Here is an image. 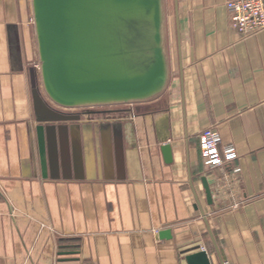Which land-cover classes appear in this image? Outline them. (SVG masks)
<instances>
[{"label":"crops","instance_id":"obj_1","mask_svg":"<svg viewBox=\"0 0 264 264\" xmlns=\"http://www.w3.org/2000/svg\"><path fill=\"white\" fill-rule=\"evenodd\" d=\"M228 1L177 0L179 42L164 4L160 95L70 111L36 89L31 0H0V264H264V32L241 37ZM206 129L237 150L223 170Z\"/></svg>","mask_w":264,"mask_h":264},{"label":"water","instance_id":"obj_2","mask_svg":"<svg viewBox=\"0 0 264 264\" xmlns=\"http://www.w3.org/2000/svg\"><path fill=\"white\" fill-rule=\"evenodd\" d=\"M174 1L177 39V0ZM40 77L61 108L144 102L166 88L164 0H31ZM181 76V66L179 69ZM170 164L169 145L161 148ZM206 201L212 203L205 177ZM212 243L217 250L214 238ZM187 264H210L204 250Z\"/></svg>","mask_w":264,"mask_h":264},{"label":"built area","instance_id":"obj_3","mask_svg":"<svg viewBox=\"0 0 264 264\" xmlns=\"http://www.w3.org/2000/svg\"><path fill=\"white\" fill-rule=\"evenodd\" d=\"M226 9L229 14L230 26L241 37L248 38L264 32V0H229L226 2ZM125 105L129 104L59 108L70 111H91L98 108ZM198 141L203 164L211 170H223L238 158L235 146H222L220 134L213 129L202 131L198 136ZM233 207H237V205Z\"/></svg>","mask_w":264,"mask_h":264},{"label":"rangeland","instance_id":"obj_4","mask_svg":"<svg viewBox=\"0 0 264 264\" xmlns=\"http://www.w3.org/2000/svg\"><path fill=\"white\" fill-rule=\"evenodd\" d=\"M166 3L167 9H171V5H172V0H164V4ZM174 48L171 46H169V49L167 47V45L165 44V52H166V56L168 59V63H172V68H173V74L176 75V67L174 64V56H175V51L173 50ZM35 63L32 65V69L34 72V76L36 79V89H38L39 91L43 92V94H45L44 89H43V85H42V80L40 77V62H39V57H38V51H37V43L35 42ZM170 61V62H169ZM46 95V94H45ZM56 106V105H55Z\"/></svg>","mask_w":264,"mask_h":264},{"label":"bare ground","instance_id":"obj_5","mask_svg":"<svg viewBox=\"0 0 264 264\" xmlns=\"http://www.w3.org/2000/svg\"><path fill=\"white\" fill-rule=\"evenodd\" d=\"M175 9V8H174Z\"/></svg>","mask_w":264,"mask_h":264}]
</instances>
